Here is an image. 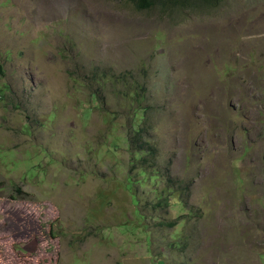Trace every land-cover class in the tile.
<instances>
[{"label": "rangeland", "instance_id": "rangeland-1", "mask_svg": "<svg viewBox=\"0 0 264 264\" xmlns=\"http://www.w3.org/2000/svg\"><path fill=\"white\" fill-rule=\"evenodd\" d=\"M0 59V264H264V0H0Z\"/></svg>", "mask_w": 264, "mask_h": 264}, {"label": "trees", "instance_id": "trees-1", "mask_svg": "<svg viewBox=\"0 0 264 264\" xmlns=\"http://www.w3.org/2000/svg\"><path fill=\"white\" fill-rule=\"evenodd\" d=\"M119 1H127L135 6L138 11H147L156 7L162 9L168 8H186L188 6H192V3L197 4V1H201L204 6L209 7H219L226 0H119ZM5 74L4 65L0 60V78H2ZM139 133L137 134V136ZM143 152V150H141Z\"/></svg>", "mask_w": 264, "mask_h": 264}, {"label": "clouds", "instance_id": "clouds-1", "mask_svg": "<svg viewBox=\"0 0 264 264\" xmlns=\"http://www.w3.org/2000/svg\"><path fill=\"white\" fill-rule=\"evenodd\" d=\"M1 60V59H0Z\"/></svg>", "mask_w": 264, "mask_h": 264}]
</instances>
